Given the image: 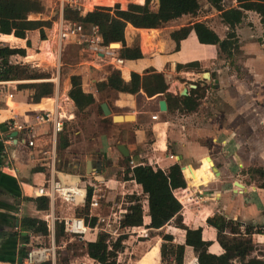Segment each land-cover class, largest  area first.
<instances>
[{"label": "crops", "instance_id": "crops-1", "mask_svg": "<svg viewBox=\"0 0 264 264\" xmlns=\"http://www.w3.org/2000/svg\"><path fill=\"white\" fill-rule=\"evenodd\" d=\"M38 1L42 5V10L28 13L27 18L51 21L56 38L57 21L63 19V8L59 7L57 19L52 21L45 12L47 0ZM139 1L115 0L111 4L95 3L93 8L112 6L115 3L125 8L128 3H144V0ZM197 1L200 8L195 15H182L158 28H137L127 24L123 43L125 47H138L141 53L139 58H121L120 52L123 47L121 42H117L119 46L115 48L109 45L106 47L100 44L93 46L85 44L101 61H105L106 69L99 70L102 65L97 61L85 60L82 62L85 66L71 69L63 77L60 94L58 75L48 78L41 74H33L27 79L24 78L26 80H17L23 74L25 65L41 64L39 58L43 55L42 43L48 41L46 38H40L39 30L25 32L24 38L0 33V42L5 44L0 46L24 51L7 57L8 63L16 70L14 79L7 80L12 82L6 90L12 97L8 98L4 94L0 96V264H23L18 261L19 257L23 258L20 248L24 244L20 238L26 234L20 225L21 218L25 216L40 218L47 225L46 219L51 217L53 230L47 239L54 242L55 221L75 216L76 207L71 204L65 205L62 201L52 203L48 199V209L40 211L35 208L33 202L25 199L40 197L35 195V189L42 185L49 175L48 162L43 159L39 150L44 144L49 143L51 129L49 123L39 120L38 116L55 110L65 122L75 116L73 110H78L68 97V90H71L69 80L71 75L80 76L81 90L93 96L92 104H97L98 110L100 108L99 112L103 119L110 121L111 126L130 129L131 133H126L128 138L118 141L114 147L108 145L104 160L81 154V157H77L76 162L72 163L74 172H69L65 170L70 167L66 159H63L62 165H57L60 161L57 157L58 136L65 134L63 131L56 139L54 166L56 171L74 177L82 175L78 172L82 164L84 173L91 170L98 172L108 187L105 190L107 202L103 203L104 208L101 211L104 215L109 212L114 201L117 211L124 217L132 204L128 196L132 194L141 197V225L126 227L124 233L120 235H125L122 241L125 245L132 237L127 232L139 228L146 236L136 235L137 242L145 245L151 242L135 264H141L154 247L158 249L155 251V260L152 264H161L162 235L169 233L172 235V243L183 244L185 230L172 224L159 229L149 227L147 201L141 186L134 180L122 178L126 165L134 167L149 164L165 170L170 165L178 163L186 180V186L174 192L181 203L183 225L191 229L200 227L201 238L209 242L208 252L213 254L224 251L218 239L219 234L230 237L234 235L210 226L207 218L218 214L225 220L235 221L240 224L242 233L245 226H251L252 232L242 235L249 237L254 246L252 256H263L264 232H259L258 229H264V23L255 8L243 10V18L234 29L238 47L231 51V55L219 53L217 45L200 43L193 30H189L183 38H173L171 36L173 32L185 26L191 27L195 21H204L220 39L226 37L228 27L221 20V11L211 6L207 0ZM239 5L237 0H222L223 10L237 8ZM150 8L157 9L156 0L151 2ZM63 43L59 46L57 38L55 39V53L51 51L54 61L57 60V53L62 50ZM70 43L79 44L72 41ZM36 45H40V52L34 47ZM30 55L35 57L29 58ZM195 62L196 65H187ZM111 69L119 70L121 79L126 83L130 80L131 72L143 74L147 69L160 72L167 84L166 92L179 98L190 96L196 103V108L189 111L170 102L172 108L168 109L166 97L162 93L147 96L143 90L135 94L110 88L98 90L97 83L106 81ZM123 69L126 72H123ZM20 82L25 84L21 85ZM44 83L51 85L52 93L36 99V93L38 94L36 86ZM197 86L198 92L191 93ZM29 88L35 90L31 99H27ZM183 89L184 94H181ZM51 95L54 102L49 106H40V103L47 97H52ZM61 96L66 100L67 107L64 111L59 110L64 106ZM161 99L166 102L165 111H160L158 107ZM101 103L107 104L110 110L108 116L103 114ZM116 114H131L133 118L113 122L111 116ZM11 118L28 126L29 139L34 140V147L5 142L8 139L3 133L5 121ZM15 136L16 133L12 137ZM118 144L125 146L128 156L125 157L118 151ZM68 146L64 149L66 150ZM259 172L262 175H259ZM188 192L194 195V200L188 198ZM92 219L95 224L96 219L94 217ZM164 227L167 229L163 230ZM150 232L154 234L147 238ZM101 236V232L94 230L82 238L69 236L68 242L74 239L94 241ZM45 239V236L40 234L31 237V240ZM82 257L91 260V264L95 263L86 254L81 255ZM188 262L196 264V255L192 247L186 245L183 264Z\"/></svg>", "mask_w": 264, "mask_h": 264}, {"label": "trees", "instance_id": "trees-1", "mask_svg": "<svg viewBox=\"0 0 264 264\" xmlns=\"http://www.w3.org/2000/svg\"><path fill=\"white\" fill-rule=\"evenodd\" d=\"M152 1L144 0L143 4L128 3L125 8H122L119 3H115L112 6H95L85 14H81L77 8L64 5L63 19L70 22H79L85 27L97 25L101 33L102 45L108 47L111 42H121L123 46L120 52L121 58H139L141 53L138 47H125L123 43L124 29L127 24L137 28H158L182 15L193 16L200 8L197 0H159L158 8L153 10L150 8ZM207 1L215 9L221 11V20L228 27L226 37L220 39L204 21H195L191 24V27L185 26L173 32L171 34L173 38H183L189 30H193L200 43L217 45L219 53L231 55V51L236 50L238 47L234 29L243 18V10L255 8L264 23V0H237L240 3L239 7L226 10H223L222 0ZM41 10L42 5L38 0H0V33L13 34L15 37L24 38L25 32L38 29L40 38L45 39L44 28H49L51 21L30 20L27 18L28 13L40 12ZM8 39L11 38L8 37ZM116 46L118 47L119 44ZM20 52L23 53L24 51L9 48L8 46H0V80L14 79L16 70L14 66L8 63L7 57ZM32 57L35 56H29V58ZM196 64L195 62L187 65L193 66ZM123 72H126L125 69H123ZM69 80L71 90H68V97L79 111H84L85 107L94 102L93 96L81 90V78L79 75H71ZM96 86L98 90L110 88L131 94L143 90L147 96L162 93L166 97L168 109L172 108L169 105L170 102L182 108L185 107L189 111L196 108V103L190 96L179 98L166 92L167 84L163 74L153 69H147L143 74L131 72L128 83L121 79L119 70L111 69L106 81L98 82ZM36 90H38L36 99L42 96H49L52 93L51 85L48 83L37 85ZM198 90L197 86V88L191 90V93H197ZM58 137V150L66 148L69 145L67 134H60ZM258 174L262 175L260 172ZM122 178L123 180H134L141 186L147 201L150 218L149 227L159 229L164 225L172 224L185 230L183 244L172 243V235L169 233L162 235L160 245L161 264H183L184 247L186 245L192 247L195 252L196 264H264V254L263 256H252L254 246L249 237L242 235L243 233L250 234L252 232L251 226H245L242 233L239 227L240 224L235 221L225 220L218 214L207 218V223L210 226L234 235L230 237L226 234H219L218 239L224 251L220 254H213L208 252L209 242L201 238L200 227L191 229L183 225L180 214L181 203L174 192L184 188L186 180L178 163L170 165L165 170L149 164L136 165L134 167L126 165ZM25 199L33 202L37 210L46 211L48 209L49 200L47 197L40 196ZM128 199L132 201V204L128 207L127 213L122 219V226H139L142 223V199L132 194L128 196ZM88 201L89 194L83 205L75 206V216L86 218ZM89 224L93 225L94 219H91ZM20 225L26 231V234L20 238L24 244L20 248L22 257L25 256L30 246H48L50 244L49 238L48 245L44 244L43 241L31 240V237L37 234L44 235L46 239L47 236L49 237L50 230L43 219L25 216L21 218ZM258 231L264 232V229H258ZM62 238L68 241L69 235L64 231L63 221L56 220L54 225V243L59 242ZM124 238L125 235L107 240L102 235L94 241L74 239L68 243L67 247L79 249L81 255L86 254L96 264H117L118 253L124 249L122 243ZM157 249V247H154L152 252L141 261V264H152V261L155 260V251ZM67 262L68 259L62 257V263L66 264ZM42 264H51V262L46 261ZM54 264H59L56 262V252Z\"/></svg>", "mask_w": 264, "mask_h": 264}, {"label": "built area", "instance_id": "built-area-1", "mask_svg": "<svg viewBox=\"0 0 264 264\" xmlns=\"http://www.w3.org/2000/svg\"><path fill=\"white\" fill-rule=\"evenodd\" d=\"M62 5H68L77 8L76 0H65ZM4 34V33H2ZM13 35V34H12ZM56 38L58 45L61 46L65 41L77 42L79 44H87L89 46L102 45V37L97 25H89L85 27L79 22H70L60 18L57 21ZM120 61V59H117ZM11 81L0 80V96L4 94L8 98L12 97L8 93L7 87H10ZM155 117V116H154ZM39 120L48 122L50 125L51 139L49 143L44 144L39 152L44 160L48 162L49 175L45 178L42 185L36 187L35 195L47 197L52 203L58 198L73 206L83 205L89 194L87 219L83 216H69L63 218L64 231L73 238H82L89 231H99L107 238V240L119 237L124 233L126 226H122L123 216L117 211V207L112 202L109 212L104 215L101 213L103 203L107 202V194L105 190L108 188L104 178L95 170L87 171L79 177H74L68 173H60L56 171L55 148L57 136L64 131V119L55 111L49 110L38 116ZM5 129L3 133L7 135V141L11 144H24L28 147H34V140L29 139L28 126L18 123L14 118L5 121ZM15 132L16 136L12 137L11 133ZM59 174H62L59 176ZM56 175V177L54 176ZM188 198L194 200L193 194L188 192ZM95 218V224L89 222ZM47 227L52 232L53 219H46ZM141 236H146L142 233ZM56 247L53 241L48 246H30L22 258L23 264H42L50 261L55 263Z\"/></svg>", "mask_w": 264, "mask_h": 264}, {"label": "rangeland", "instance_id": "rangeland-1", "mask_svg": "<svg viewBox=\"0 0 264 264\" xmlns=\"http://www.w3.org/2000/svg\"><path fill=\"white\" fill-rule=\"evenodd\" d=\"M65 1V0H63ZM89 1V2H88ZM62 0H47L45 2V12L50 16L52 21L57 19V13L59 11V7L63 8L64 5L61 6ZM78 10L83 13L88 11V9L93 8L95 3L91 4V0H76ZM88 4V5H87ZM90 4V5H89ZM45 40H47V49H43V55L40 56L39 62L41 63L39 66L36 65H25L23 74L19 76L20 79L17 80H26L29 76L33 74H41L43 77L52 78L54 76H59V94L63 88V77H65L69 71L72 69H79L85 66V60H93L99 62L102 66L99 70L106 69L107 64L105 61H101L98 56L94 54L85 44H76L65 41L62 46V50L57 53V60H53L51 51L55 53V31L52 30V25L45 30ZM8 39V37H7ZM2 43V42H0ZM0 45H5L4 43ZM37 49V52H40V45L34 46ZM117 47V46H114ZM112 48V47H111ZM46 51V52H45ZM92 70V68H91ZM88 72V71H86ZM22 78V79H21ZM26 78V79H24ZM19 84L23 85L25 83L20 82ZM86 87V86H85ZM17 89V88H16ZM14 92V89H12ZM28 96L27 99H31V95L35 93L34 89H27ZM105 93V92H104ZM32 95V98H33ZM105 95V94H103ZM53 97V95H51ZM61 100L63 105L59 110H66V100L61 96ZM53 101H49L51 103ZM42 105V103L40 104ZM75 116L70 120H65L64 122V132L67 134V138L69 140V146L65 149H59L57 151V157L60 159L57 164L58 166L62 165L63 159L69 161V166L66 168V171L74 172L72 168V163L76 162L77 157H81V154H87L88 157H92L97 160L106 159L105 151L108 145L114 147L118 141L124 140V138H128L126 133H131L130 129H121L116 126H111L110 123L103 119L102 114L99 112L97 104H91L84 111H75ZM62 133V132H61ZM122 134L124 136H122ZM49 139V133H48ZM130 140V139H129ZM149 140V136H147V141ZM80 155V156H79ZM80 174H84V165L80 166L78 171ZM56 201H62L58 198ZM64 202V201H62ZM65 205H69V203L64 202ZM167 229L164 227L163 230ZM162 230V231H163ZM132 237L129 238V242H126L123 251H121L117 256V264H135V261L141 256L146 250V247L149 246L145 244L138 243L136 240V235L142 234V230L136 228L135 230H129L127 232ZM162 233V232H161ZM152 232L148 233V237H150ZM69 235V234H68ZM70 236V235H69ZM44 244L48 245V239L43 241ZM68 241L62 238L59 242L55 243L56 247V262L59 264L62 263V257L67 258L68 262L66 264H91L92 261L86 257L81 258V251L74 247H67ZM153 243V242H152ZM80 256V257H79ZM78 257V259H77ZM95 264V263H94Z\"/></svg>", "mask_w": 264, "mask_h": 264}, {"label": "water", "instance_id": "water-1", "mask_svg": "<svg viewBox=\"0 0 264 264\" xmlns=\"http://www.w3.org/2000/svg\"><path fill=\"white\" fill-rule=\"evenodd\" d=\"M156 1H157V8H158L159 0H156ZM116 45H117V42L109 43V47L115 48L114 46H116ZM183 91H185V89L182 90L181 94H184ZM100 107H101V110H102V112H103V114L105 116H108L110 114V110H109V108H108L106 103H101ZM158 107H159L160 111H165L166 110V102H165L164 99H161L159 101ZM132 118H133V115H131V114H124V115L116 114V115H112L111 116V119H112L113 122L126 121V120H130ZM13 135H15V133H12V136ZM117 149L123 156H125V157L128 156V151H127V149L125 148V146L123 144H118L117 145ZM99 164H100V162L97 163V165H99ZM18 261H19V263H21L22 262V258L19 257Z\"/></svg>", "mask_w": 264, "mask_h": 264}, {"label": "bare ground", "instance_id": "bare-ground-1", "mask_svg": "<svg viewBox=\"0 0 264 264\" xmlns=\"http://www.w3.org/2000/svg\"><path fill=\"white\" fill-rule=\"evenodd\" d=\"M113 1H115V0H91V4H93V3H96V4H105V3H108V4H111ZM117 1V0H116ZM122 1H124V0H122ZM140 1H142V0H140ZM139 1V2H140ZM89 2V1H88ZM137 2V1H136ZM88 5V4H87ZM90 5V4H89ZM42 46H43V49H47V42L45 41V42H43L42 43ZM41 48V47H40ZM46 52V51H45ZM52 98L53 97H47L46 99H44L43 100V102H42V105H44V106H49V105H51L53 102H54V98H53V100H52ZM49 101H53V102H51V103H49Z\"/></svg>", "mask_w": 264, "mask_h": 264}]
</instances>
